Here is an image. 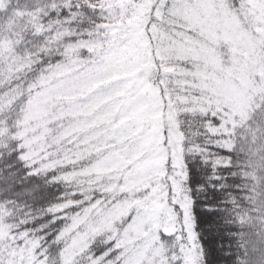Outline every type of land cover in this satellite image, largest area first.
Segmentation results:
<instances>
[{"label":"snow or ice","instance_id":"1","mask_svg":"<svg viewBox=\"0 0 264 264\" xmlns=\"http://www.w3.org/2000/svg\"><path fill=\"white\" fill-rule=\"evenodd\" d=\"M0 264H264V0H0Z\"/></svg>","mask_w":264,"mask_h":264}]
</instances>
